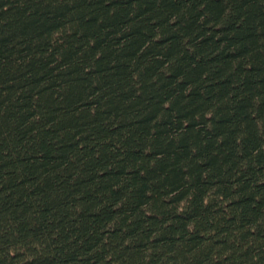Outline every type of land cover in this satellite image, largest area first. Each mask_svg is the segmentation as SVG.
I'll return each mask as SVG.
<instances>
[{"label": "trees", "instance_id": "1", "mask_svg": "<svg viewBox=\"0 0 264 264\" xmlns=\"http://www.w3.org/2000/svg\"><path fill=\"white\" fill-rule=\"evenodd\" d=\"M0 264H264V0H0Z\"/></svg>", "mask_w": 264, "mask_h": 264}]
</instances>
